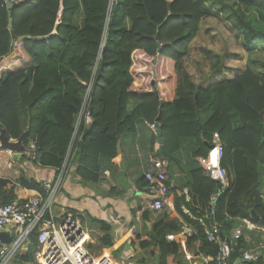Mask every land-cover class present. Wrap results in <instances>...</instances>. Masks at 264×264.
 <instances>
[{
	"label": "trees",
	"instance_id": "obj_1",
	"mask_svg": "<svg viewBox=\"0 0 264 264\" xmlns=\"http://www.w3.org/2000/svg\"><path fill=\"white\" fill-rule=\"evenodd\" d=\"M217 4L221 12L230 11L228 19L241 34L253 68L248 65L204 85L189 70L187 56ZM259 40L264 42V0H25L12 15L7 0H0V132L5 130L11 140L24 136V146L34 140L35 160L58 173L72 151L81 180L98 182L104 164L117 156L120 138L135 132L139 122L156 123L161 128L157 156L171 167L179 165L187 176L183 187L192 200L178 194L175 199V209L197 230L186 237L187 247L195 255L214 257L217 243L208 241L182 204L200 217L219 189L197 160L208 155L215 133L224 145L221 164L231 175L215 214L222 235L231 237L238 218L264 224V60L257 65L260 59L250 56ZM137 52L173 59L172 101L163 100L155 88L133 90ZM227 56L207 52L205 60L212 63L207 77L225 68ZM141 182L145 189V179ZM4 186L0 180L2 201H13L16 195ZM96 221L110 235L111 227ZM179 230L174 218L154 224L151 241L160 251L158 264H189L180 239L167 238ZM106 237L103 245L112 246ZM245 247L242 237L234 247L235 263ZM38 249L34 233L13 262L38 264Z\"/></svg>",
	"mask_w": 264,
	"mask_h": 264
},
{
	"label": "crops",
	"instance_id": "obj_2",
	"mask_svg": "<svg viewBox=\"0 0 264 264\" xmlns=\"http://www.w3.org/2000/svg\"><path fill=\"white\" fill-rule=\"evenodd\" d=\"M137 58L140 70L135 71L133 66V72H136V74L134 72L135 79L143 77V83L134 84L133 90L141 92L151 91L155 88L163 100L172 101L176 89L173 59L162 56L153 58L144 53L138 54ZM158 150V137L152 131L150 124L139 122L135 132L120 138L118 154L112 163L104 164L101 179L98 182L88 185L87 182L82 181L77 173V160L75 157L71 159L69 169L63 177L61 189L57 195L56 203H61V209L56 213L59 216L65 213L72 214L82 223L88 231L87 248L94 256H111L118 264H123L122 261L146 264V259L156 260L158 264L157 255L160 251L151 241L154 224L162 217L174 218L179 222V225L185 221L181 212L175 209L176 195H183L186 201L182 190L188 188L187 186L183 187L187 176L179 165L169 167L171 197L174 200L173 209L163 212L153 211L150 208L149 194L144 187L140 186L149 159L152 155H158ZM57 175V170L40 165L35 159L27 158L22 152L0 149V180L5 181L3 188L5 192H14L16 195L14 200H25L39 194L45 195V184L53 182ZM29 184L34 187H29ZM184 207L185 205L182 204V210ZM241 219L238 218L237 226ZM96 220L111 227L110 235ZM1 232L7 233L12 240L13 233L9 227ZM105 237L106 241L113 242L112 246L103 245L102 240ZM177 237L180 239L179 236ZM247 237L252 240H262V234L258 232H249ZM141 242H151V245L142 246ZM185 245L188 253L193 254L187 247L186 239ZM27 246L21 251H25ZM187 260L189 264L202 261L198 257L187 258ZM245 262L247 261L239 262L237 257L236 264ZM10 264L16 263L12 260Z\"/></svg>",
	"mask_w": 264,
	"mask_h": 264
},
{
	"label": "built area",
	"instance_id": "obj_3",
	"mask_svg": "<svg viewBox=\"0 0 264 264\" xmlns=\"http://www.w3.org/2000/svg\"><path fill=\"white\" fill-rule=\"evenodd\" d=\"M85 118L87 123L92 122L89 115H86ZM150 127L155 134L158 133L156 123L150 124ZM76 139L77 135L75 134L74 141ZM211 145L208 155L199 157L198 160L205 175L219 183V189L212 195L202 216L193 215L186 206L183 210L191 219L200 223L208 241L217 243L218 252L214 257L189 254L185 239L187 236L195 235L197 230L185 221L181 222L178 234H169L167 238L169 241H173L179 236L186 258L195 259L198 257L202 260L193 264H209L211 261L216 264H236L235 255H232V252H234L238 241L244 237L247 247L242 250L238 261L264 264V224L243 217L240 224L233 229L230 238L222 235L221 224L215 219V214L218 199L229 187L231 178L228 170L221 164L224 145L218 133L214 134ZM22 153L29 159H36L38 156L36 142L31 140L24 146ZM71 153L72 151L69 152L57 178L53 182L45 184V195L39 194L25 200L18 199L6 203L2 201L0 195V232L9 227L13 233L10 242L0 240V264H10L14 256L28 245L29 239L34 233L37 234L39 242V249L36 252L38 264H118L111 256L96 257L89 251L87 248L88 231L72 214L65 213L59 216L54 211L63 177L69 169L71 159H73V153ZM169 167V160L152 155L144 173L145 189L153 197L150 208L155 212H163L174 207ZM182 193L185 195L186 201L192 200L188 188L183 189ZM260 197L264 203V187ZM249 232L261 233L262 240L248 239Z\"/></svg>",
	"mask_w": 264,
	"mask_h": 264
},
{
	"label": "rangeland",
	"instance_id": "obj_4",
	"mask_svg": "<svg viewBox=\"0 0 264 264\" xmlns=\"http://www.w3.org/2000/svg\"><path fill=\"white\" fill-rule=\"evenodd\" d=\"M206 3L211 7V3H209V1H206ZM219 6L220 4H217L213 7L212 11H214V13L211 11L212 15L202 22L201 30L192 41L190 53L187 56V65L189 70L193 74L195 80L197 82L203 81L204 85L214 80H218L223 76L227 78L232 77L240 69H243L248 65L251 66L249 62V53L243 48L244 40L241 34L237 36L238 31H235L236 29L234 28V24H232L230 19H228L230 11L226 8V11L221 12L218 9ZM80 22L81 20L79 17L75 23L80 24ZM207 52H212L214 54L219 53L222 56L229 55L225 58V68L210 77H207V74L211 70L212 63L205 60ZM250 56H252L251 59H260V61L257 62V65H262L264 60L263 41L259 40L257 42L256 48L250 53ZM137 59L138 58L135 59V71L140 70V63H138L139 61H137ZM260 68L263 67L261 66ZM140 77H142V75H140ZM142 81L143 77L141 79L138 78L136 79V84H141L143 83ZM87 183L88 185L93 184L92 182ZM59 209H61V203H55L54 211L58 213ZM122 262L123 264H137L136 262ZM145 263L157 264V261L153 259H146Z\"/></svg>",
	"mask_w": 264,
	"mask_h": 264
},
{
	"label": "water",
	"instance_id": "obj_5",
	"mask_svg": "<svg viewBox=\"0 0 264 264\" xmlns=\"http://www.w3.org/2000/svg\"><path fill=\"white\" fill-rule=\"evenodd\" d=\"M24 1L25 0H20L18 3H14L11 0H7V7L10 10V15H12L13 9L16 7V5L22 4ZM12 25H13V18L11 17L10 26ZM104 44L105 43H103V45ZM157 131L159 135L161 132V128L158 127ZM158 141L160 143V137H158ZM210 147H212L211 144H210ZM23 148H24V136L20 137L18 140H11L9 136L6 134L5 130H2L0 132V149L16 151L17 153H21L23 151ZM252 214L256 218H259V216L255 214V212H253ZM0 239H2L3 241H11V237H9L7 233H4V232H0ZM232 255H234V252H232Z\"/></svg>",
	"mask_w": 264,
	"mask_h": 264
},
{
	"label": "clouds",
	"instance_id": "obj_6",
	"mask_svg": "<svg viewBox=\"0 0 264 264\" xmlns=\"http://www.w3.org/2000/svg\"><path fill=\"white\" fill-rule=\"evenodd\" d=\"M211 148V147H210Z\"/></svg>",
	"mask_w": 264,
	"mask_h": 264
}]
</instances>
